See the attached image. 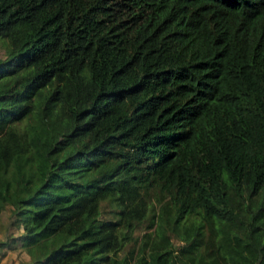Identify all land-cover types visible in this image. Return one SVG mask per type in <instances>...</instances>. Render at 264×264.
Segmentation results:
<instances>
[{
  "label": "trees",
  "instance_id": "16d2710c",
  "mask_svg": "<svg viewBox=\"0 0 264 264\" xmlns=\"http://www.w3.org/2000/svg\"><path fill=\"white\" fill-rule=\"evenodd\" d=\"M7 204L26 264H264V0H0Z\"/></svg>",
  "mask_w": 264,
  "mask_h": 264
},
{
  "label": "rangeland",
  "instance_id": "374dc122",
  "mask_svg": "<svg viewBox=\"0 0 264 264\" xmlns=\"http://www.w3.org/2000/svg\"><path fill=\"white\" fill-rule=\"evenodd\" d=\"M10 206L7 204L0 211V241L8 240L11 234H17L20 227H14L10 223ZM28 254L19 245L13 246L0 243V264H26Z\"/></svg>",
  "mask_w": 264,
  "mask_h": 264
}]
</instances>
